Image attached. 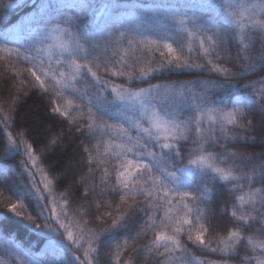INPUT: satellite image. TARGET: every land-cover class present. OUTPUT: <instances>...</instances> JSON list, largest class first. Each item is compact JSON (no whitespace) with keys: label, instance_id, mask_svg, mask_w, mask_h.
<instances>
[{"label":"snow or ice","instance_id":"obj_1","mask_svg":"<svg viewBox=\"0 0 264 264\" xmlns=\"http://www.w3.org/2000/svg\"><path fill=\"white\" fill-rule=\"evenodd\" d=\"M91 7L90 0H36L35 3L33 0H10L4 4L5 9L28 8L30 11L15 22L10 21L7 12L0 14V31L27 33L35 38L21 48L0 46V60L6 61V70L17 77V93L27 94L29 86L42 93L51 92V112L67 119L70 125H76L81 135L96 138L92 145L95 157L84 140L80 144L87 157L89 173L94 171L93 164L103 166L101 182L105 185L108 177L115 175L116 184L111 192L119 195L120 203L115 206L117 215L108 227L99 231L88 228L86 220L81 224L69 218V201H57L52 192L53 181L38 167L40 157L33 145L25 140L23 132L15 138L8 132L9 150L23 149L26 159L20 162L23 165L21 174L27 173L30 181L23 187L9 184L8 173L0 172V185L15 189L16 196L15 201L10 197L7 203L0 200L4 209L0 211L3 217L0 229L12 219L8 215L11 213L23 227L46 238L50 248L63 252L62 264H94L109 238L129 228L128 220L139 212L147 217L145 227L154 233L150 245L146 246L147 251L164 257L159 264H168L169 260L177 258V253L180 264H228V260L192 258L191 250L181 240L185 235L192 244L212 253L220 251L222 255L234 253L236 247L246 241L250 253L243 257V264H264V152L248 153L229 147V144L249 139L253 121L247 117L254 111L262 117L260 128L264 140V79L238 82L258 67H264V55L259 58V64L252 60L238 72L216 63L222 59V46L226 50L233 33L239 35L243 51L254 42L253 35L264 37V0L251 3L248 0H201L199 4L173 5L200 10L199 16L173 15L178 30L186 36V44L179 46H174L175 41L167 35L154 37L135 28L110 33L101 46L97 34L90 32L88 27L87 15ZM64 9L75 15H69ZM157 52L159 60L155 58ZM193 56L203 57L204 62L194 61ZM143 57H148L146 62ZM17 63L21 66L17 67ZM145 63L146 66L137 69V65ZM206 68L221 79L148 82L154 74L184 69L204 71ZM24 73L32 80L21 79ZM105 76L125 78L128 85L140 80L147 82V86H126ZM82 80L90 81L83 90L77 87ZM185 111L191 115L183 117ZM9 121L8 113H4L3 122L11 126ZM77 121L85 123L77 124ZM190 139L192 147L185 156L182 149ZM56 143L57 139L53 138L51 144ZM209 147H219L222 151H209ZM254 160L260 163L244 171ZM106 161H115L111 170L104 166ZM30 169L41 173L43 191ZM208 184H218L220 189L230 185V192L239 190L242 194L234 198L237 203L232 207L231 216L238 224L249 228L259 224L260 227L247 236L244 228L229 231L227 237L217 241L222 248L206 243L204 236L209 228L204 222L205 210L200 205L213 196ZM256 184L261 187H254ZM88 191L86 188L84 198ZM104 191L102 189L101 193ZM60 195L66 197L69 193ZM138 196L143 198V207H134L140 203ZM122 205L127 207L119 214ZM245 206L252 211H245ZM101 207V202L96 201L97 210ZM158 212H163L159 221L156 219ZM103 216L113 217V212L106 211L95 219L104 223ZM128 241L125 237L123 244L116 245L115 264H121ZM13 251H9L8 258L0 256V264H13V259L14 264H24L18 256L13 258ZM78 252H82L83 259ZM123 264H130V261Z\"/></svg>","mask_w":264,"mask_h":264},{"label":"trees","instance_id":"obj_2","mask_svg":"<svg viewBox=\"0 0 264 264\" xmlns=\"http://www.w3.org/2000/svg\"><path fill=\"white\" fill-rule=\"evenodd\" d=\"M9 2L10 0H0V14L7 12L12 22H15L20 16L30 11L28 8L5 9L4 4ZM35 2L36 0H33V3ZM90 2L92 7L88 11L87 23L90 32L97 34L96 38L101 46H103L105 38L110 33L129 28H135L139 32L148 33L154 37L167 35L171 40L175 41L174 46H179L180 44H186V36L178 30V25L172 18L173 15L199 16L200 10L190 7L172 6L199 4L201 0H90ZM64 11L68 12L69 15H75L69 9H64ZM214 15L216 14L214 13ZM224 22L228 23L227 21ZM129 34L134 35L135 33ZM34 38V36H30L27 33L18 34L17 32L5 33L0 31V46L6 45L8 48L13 49L21 48L22 45L27 46L32 43ZM253 41L250 47L243 51L239 43V35L233 33L227 43L226 50L222 46V59L216 60V63H221L234 72L243 71L246 64L252 60L259 64V58L264 55V43H262L264 37L253 35ZM155 58L156 60L160 59L158 52L155 53ZM143 59L146 62L148 57H143ZM192 59L198 63L204 62V58L201 56H193ZM213 59L215 60V55H213ZM5 64L6 61L0 60V172L6 171L8 173L9 184H19L21 187L29 185L30 177L27 173L21 174L23 165L20 162L26 159L23 155V149L21 148L18 152L9 150L6 135L11 132L15 138L18 133L23 132L25 140L33 145L36 155L40 157L38 167L43 169L48 178L53 181L52 192L57 201H62L63 199L69 201L67 205L69 218L74 221L79 220L81 224L86 220L88 221L87 227L97 231L108 227L111 224V220L117 215L115 206L120 203L119 195L111 192L112 186L116 184L115 175L108 177V184L105 185L101 182L103 166L93 164L94 171L89 173L86 165L87 157L83 153V148L80 144L81 140H84L90 150H93L92 145L96 143V138L81 135V133L76 131V125H70L67 119L51 112V101L53 99L51 92L42 93L40 90L29 86V89L26 90L27 94H24V91L17 93V88L19 87L18 79L9 70H6ZM16 66L20 67L21 65L17 63ZM24 66L26 67V65ZM142 66H146V63L139 64L136 67L138 69ZM105 78L112 79L115 83L126 86H147V82H141L140 80H134L131 85H128V81L125 78L116 79L108 76H105ZM21 79L32 80L27 73H24ZM220 79L221 77L217 73H211L206 68L204 71L184 69L175 70L171 73L154 74V77H150L148 82L155 84L172 81H219ZM260 79H264V67H258L257 71L246 75L238 82L243 84ZM88 84H90V81L82 80L77 87L83 90ZM89 90L92 91L94 89L90 88ZM196 90L199 91L200 89L197 88ZM17 96L18 99L14 101V97ZM4 113H8L11 126L3 122ZM128 115H132L134 119L136 118L133 113H128ZM190 115L191 113L188 111L182 114L183 117ZM247 118L253 121L251 136L246 142L240 141L235 145L229 144V147H232L234 151H246L256 154L264 152V140L261 139L262 130L260 128L262 117L259 112L254 111ZM76 123L82 124L85 121H77ZM235 131H239V129H235ZM135 134L133 132V135ZM252 136L255 139H252ZM53 138L57 139L55 145L51 144ZM220 143H224V141H220ZM191 147L190 139L186 143L185 148L182 149L185 156H187V152ZM208 150L213 152L222 151L219 147H209ZM102 151L103 148H101ZM95 155L96 153L93 150V156L95 157ZM259 163V160L252 161L244 171H248L252 165ZM71 164H73L72 167H70ZM114 165L115 161H106L104 166L111 170ZM30 170L35 175L37 185L43 191L41 173L37 169ZM207 186L213 189V196L207 198L200 205L205 210L206 219L204 222L209 228V231L204 236L206 243L210 242L213 247L222 248L223 246L218 245L217 241L220 237H227L229 231L235 228H244V235L247 236L260 227L259 224H252L250 228L238 224L231 216L232 207L237 203L234 198L242 194L239 190L230 192L228 190L230 185L224 189H220L218 184H208ZM254 187L260 188L261 185L256 184ZM86 188L89 191L87 198H84L83 194ZM102 189H105L103 193H101ZM14 191L15 189L9 190L6 185H0V200L7 203L10 202L7 199L10 197L11 201H15ZM62 192H67L69 195L61 197L60 193ZM244 192H247L246 187ZM98 200L103 205L99 210L96 208V201ZM137 200L140 203L134 205V207H143V198L138 196ZM109 201L111 204L108 203ZM129 203H132L131 200ZM126 207L122 205L119 214H123ZM59 210L58 208L57 211ZM0 211H4L2 204H0ZM106 211H112L113 217L103 216L104 223L95 219L96 216H102ZM245 211L250 212L252 209L245 206ZM8 215L12 219L6 223L4 228L0 229V256L8 258L9 251L14 249L13 258L18 256L24 261V264H29V262L44 264L46 261L53 260L57 264H62L65 258L63 252L50 248L46 238L23 227L13 214L9 213ZM149 215H152V213H149ZM162 216L163 212L156 213L157 221ZM0 219H3V217H0ZM146 220L147 217L139 212L128 220L129 228L121 229L117 232L115 238H109L108 242L100 249L94 264H115L114 253L116 245L123 244L125 237L129 238V247L121 255V264L126 260L130 261V264H159L164 257L159 256L155 251L150 253L146 248L154 237L153 230L145 227ZM156 230H161L159 224H157ZM56 238L59 239V237ZM181 240L191 250L192 258L199 257L205 261L228 260V264H243V257L250 253V248L247 246L246 241L239 244L234 253L230 252L228 255H222L220 251L212 253L203 246L192 244L187 240L186 235L182 236ZM133 248L137 249V251H132ZM77 255H80L83 259L82 252H78ZM176 257L169 260L168 264H180L179 253L176 254Z\"/></svg>","mask_w":264,"mask_h":264},{"label":"rangeland","instance_id":"obj_3","mask_svg":"<svg viewBox=\"0 0 264 264\" xmlns=\"http://www.w3.org/2000/svg\"><path fill=\"white\" fill-rule=\"evenodd\" d=\"M248 2H249V3H251V2H255V0H248ZM72 166H73V164L70 165V167H72ZM70 170H71V169H70Z\"/></svg>","mask_w":264,"mask_h":264}]
</instances>
